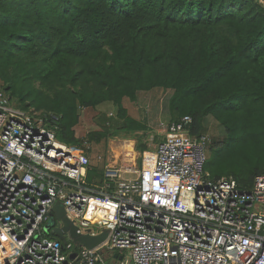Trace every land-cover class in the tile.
Listing matches in <instances>:
<instances>
[{"label": "trees", "instance_id": "1", "mask_svg": "<svg viewBox=\"0 0 264 264\" xmlns=\"http://www.w3.org/2000/svg\"><path fill=\"white\" fill-rule=\"evenodd\" d=\"M0 88L49 125L56 116L58 139L75 146L81 109H115L89 134L100 141L149 129L125 98L170 90L168 122L191 116L195 134L210 116L222 126L206 172L249 189L264 173V2L0 0Z\"/></svg>", "mask_w": 264, "mask_h": 264}, {"label": "built area", "instance_id": "2", "mask_svg": "<svg viewBox=\"0 0 264 264\" xmlns=\"http://www.w3.org/2000/svg\"><path fill=\"white\" fill-rule=\"evenodd\" d=\"M57 119L49 125L0 88V264H264V173L249 189L211 177L212 136L193 133L191 116L161 122L141 167L109 165L92 182L89 142L58 139ZM58 202L78 233L108 230L106 240L88 248L50 237Z\"/></svg>", "mask_w": 264, "mask_h": 264}, {"label": "rangeland", "instance_id": "3", "mask_svg": "<svg viewBox=\"0 0 264 264\" xmlns=\"http://www.w3.org/2000/svg\"><path fill=\"white\" fill-rule=\"evenodd\" d=\"M264 2V0H262ZM170 90L155 88L150 91L140 92L138 100L132 101L129 98L124 99V105L131 117L144 121L148 124L149 129L126 132L124 130L113 131L100 141L91 140V132L102 130L100 116L103 112H108L109 116H115V109L111 104L99 108H83L80 112V122L75 127L76 136L80 141H88L90 157L95 166L103 169L109 165L127 169L128 167H141L143 162V153L147 150L154 151L157 144L162 139V121H169V97ZM14 105V103H13ZM35 112V111H34ZM205 132L214 136H223L222 126L213 117H208L205 121ZM133 142L134 151H130L126 145ZM147 148L146 150L143 148ZM131 154V155H130ZM101 155L103 161L97 162V156ZM139 157V158H138ZM125 178L134 177L132 174H123ZM64 242V239L61 238ZM66 240L74 244L69 234ZM128 259L127 251H121ZM108 264H115L111 258L107 260Z\"/></svg>", "mask_w": 264, "mask_h": 264}, {"label": "water", "instance_id": "4", "mask_svg": "<svg viewBox=\"0 0 264 264\" xmlns=\"http://www.w3.org/2000/svg\"><path fill=\"white\" fill-rule=\"evenodd\" d=\"M58 219L63 221L64 225L62 227H60L59 223L56 225ZM50 229H52V233H55L56 236L63 239H66V234H69L75 242L85 245L88 248L97 247L103 243L108 236V230L96 236L78 233L76 226L67 217L66 209L62 202L56 203L53 207V211L50 214V221L45 226L47 232H50ZM117 255L118 254H115V256Z\"/></svg>", "mask_w": 264, "mask_h": 264}, {"label": "bare ground", "instance_id": "5", "mask_svg": "<svg viewBox=\"0 0 264 264\" xmlns=\"http://www.w3.org/2000/svg\"><path fill=\"white\" fill-rule=\"evenodd\" d=\"M126 147L130 150V151H134L135 148H133V142L129 143L126 145ZM131 155V154H130ZM139 158V157H138Z\"/></svg>", "mask_w": 264, "mask_h": 264}]
</instances>
